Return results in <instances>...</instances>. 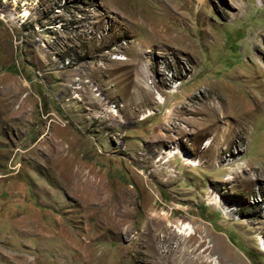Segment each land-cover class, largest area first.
I'll return each instance as SVG.
<instances>
[{"label":"rangeland","instance_id":"obj_1","mask_svg":"<svg viewBox=\"0 0 264 264\" xmlns=\"http://www.w3.org/2000/svg\"><path fill=\"white\" fill-rule=\"evenodd\" d=\"M0 264H264V0H0Z\"/></svg>","mask_w":264,"mask_h":264},{"label":"bare ground","instance_id":"obj_2","mask_svg":"<svg viewBox=\"0 0 264 264\" xmlns=\"http://www.w3.org/2000/svg\"><path fill=\"white\" fill-rule=\"evenodd\" d=\"M24 15H27V12L24 11L19 16H24ZM122 58H126V57H117L114 60H116V61L124 60ZM178 84H177V86L175 88H177L179 86ZM158 99L161 102L164 101V98L162 96L158 97ZM208 144H209V142H208ZM168 155L170 157H172L173 153L172 152L168 153ZM188 163L193 164L192 162H188ZM159 219L161 220L162 218H159ZM165 221H166L165 224H158L156 222V219H153L152 222L150 223L151 224L149 226V230H150V233H151L150 239L156 243L155 248H157L158 250H161V248L164 246L165 243H170L171 242L173 235H176L178 238H180V240H182V242L184 241L183 243L186 245V247H188L187 246L188 243L190 242L192 237L195 235L194 227H192V225L190 223H185L183 221L182 222L178 221L176 225H173L169 221L168 216L165 217ZM108 225H109V223L107 224V226ZM111 225L114 228L118 227L116 225V223H112V224H110V226ZM172 227H174V231L171 229ZM125 231L127 233H129L128 230H125ZM162 233H165L163 237L160 236ZM213 248H215L214 244H213ZM183 252H185V251H183ZM189 252H190V247H189ZM81 261H85V259L81 258Z\"/></svg>","mask_w":264,"mask_h":264},{"label":"built area","instance_id":"obj_3","mask_svg":"<svg viewBox=\"0 0 264 264\" xmlns=\"http://www.w3.org/2000/svg\"><path fill=\"white\" fill-rule=\"evenodd\" d=\"M123 55L122 54H112L111 56H110V59L111 60H114L115 58H117V57H122Z\"/></svg>","mask_w":264,"mask_h":264}]
</instances>
